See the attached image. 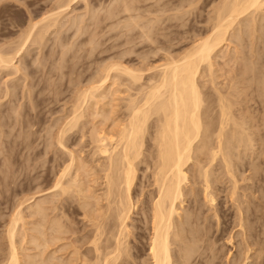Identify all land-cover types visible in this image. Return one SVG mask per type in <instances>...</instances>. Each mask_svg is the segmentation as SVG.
<instances>
[{
	"label": "bare ground",
	"instance_id": "bare-ground-1",
	"mask_svg": "<svg viewBox=\"0 0 264 264\" xmlns=\"http://www.w3.org/2000/svg\"><path fill=\"white\" fill-rule=\"evenodd\" d=\"M74 1H76V0H74ZM83 1L86 2L87 0H83ZM166 1L167 0H165V3H166ZM68 2L71 3L73 1L70 0ZM119 2H121L123 5V7H122V5L120 6L121 9L123 8V10H124L123 13H125V11H127V12L130 11L129 13H131V11H133L131 8H134L136 6V4L134 3L135 6L131 7V5H130L131 3L129 4V2H131V1L126 2V1L121 0ZM133 2H135V1L133 0ZM200 2H201V0H200ZM192 3H194V2H192ZM62 5H60L61 7L58 6V8L51 10V13H48V15L46 14L45 18H43L41 20V22L29 25V26H31V28L30 27L29 28L31 29L30 31L32 33H30V31H28V33H30V34L25 33L26 35H29V36H26V39L28 38L27 41L29 39H31V35L34 37L33 32L37 31L36 28H38V26L40 28V25H42V24L44 25V23H46L47 21L48 22H52V21L55 22L57 19L62 18V15L65 14L64 9L62 10ZM85 5H87V3ZM188 5H189V3H188ZM216 5H218V6L213 7L214 8V15H211V17L209 19L211 22V25H210L211 28L210 29L208 28L210 30L209 33L207 32L208 35L205 37L202 36L203 38L200 37L201 39H199V36H198L199 40H196L195 42L193 41L194 45L191 46V48L188 51H185V53L180 54V56H178V57L177 56L171 57L170 55H172V54L166 53L167 51H165L166 56H167V54H170V55L167 56V58L165 57L164 63L162 62L163 64H161V65L159 64V66L154 67L158 71V73H157V75H154V79L152 78L154 81L150 79L151 82H153V83L149 84L148 86L147 85L139 86V89L137 88L138 91H136L137 89L135 90L136 91L135 93H137L136 97H135V95H134V97L130 96V100L128 101L129 105H127V108H128L127 116L124 115L126 120L124 119L125 122L124 121L122 122L124 124H122L120 122L121 124H119V125H122V127L121 126H120L121 128L118 127V129L120 128L118 130V132H116L117 131L116 130L115 131L116 133L113 132L114 135H112L111 134L112 132L105 133V132L112 130V129H109L107 131L105 130V132H103L104 129H102V131L96 129L98 127H96L94 129V126L96 124L95 119L97 120V118H95L96 117L95 115H97V117L99 116V118H101V116L104 118L106 117L105 119H107L108 116L110 119V117L112 115V114H110V115L106 116L107 111L105 113L104 112L105 109L102 113L103 109L101 110V108H104V106L103 107L100 106L99 109L101 111L98 110L99 113L94 111V113L96 112L98 114H95L94 118L91 117L94 119L93 123H95V124L91 125L94 130L93 129L90 130L92 132L89 131L91 133V134H89L90 140L87 139V141H90V144H89L90 148H92V146H93V148H92L93 149V156L96 158L97 155H99L101 158L99 157L98 159L100 161H102V160L104 161V162H101V164H99L100 161L97 160L99 167H95L96 169H98V168L100 169L101 175L103 174V176L101 178L98 177V179L103 180V183L102 182L101 183H102V187L104 186L103 187L104 194L101 192L102 193L101 195H98V196L94 195L95 193L93 194V192L91 190H89L90 186L87 185V187L85 186V188L82 187L83 186L82 182H81V184H82L81 187H79L80 185L77 186V183L79 184V181H78L79 175H78L77 171L74 172L76 175L74 178H72V179L70 178L71 180H69L67 182H63V180H65V178H68L67 176L70 174V172L73 169H75V168L72 169L73 165L76 164L75 163L76 161L74 158L70 157L72 159L71 160L72 163H70V164L68 163L69 166H66V167L64 166L65 168L63 169L62 172H60L61 175H59V178L57 177L58 179L55 181V185L52 188L57 189V190L59 189V191L62 192V194H63V199H64L65 195H66V197L69 195L68 196L69 199H65L67 204L69 203L68 200H70V194L71 193L78 194L79 197L81 195V198H79V197H77V198H79V200L82 199L83 217L88 221V224L86 225V227L84 229L85 234L83 236V238H84L83 241H85L84 244L88 245V248L86 249L85 253H83L81 251L83 254L81 252H79V249L77 247L74 248L78 255H81V256L83 255V257L78 256L77 260L75 259L76 261L74 260V262H76L77 264H260L258 260H260V256L262 255L261 254V245L262 244L259 242V240L256 239L257 235L256 236L254 235V233L256 234V232L253 233V227L250 226V227H248V229L246 228L244 221L247 220L246 217L248 215L245 217V213H243L244 212L243 210H242L243 212H240V213L237 210L238 214H239L238 226H239V229L241 230L240 235H241L243 240H242V242L239 241V242L233 243V240L235 239L236 235H232V233L229 232L228 221L222 220L223 223H220L219 221H218L219 223H217V224L211 223L209 216L205 217V211H204L205 204L204 203L206 202V204L208 203L207 205H210V207L212 206L214 213L216 215V213H217L216 209L217 208H216L215 203L217 202L216 201V197H217L216 192L217 191H216L215 185L218 184V187H219L218 191L219 192H222L224 189H222V187H221L222 186L221 185L222 179L215 177L216 178V180H215V178L212 177V175H213V173H215V175L220 173V172H218L221 169L220 166H222V169H224L223 170L224 174L226 173L228 176H230V178H229L230 182L232 179V182L234 183V188H233L232 192H229V193H232L230 195L231 197H229V198H231L230 200L233 201V199H234L233 197L236 196V193H237L236 188L239 187V185H237L238 184L237 179L235 178V176H236V174H234L235 171H233L234 165L236 166V164H234L235 162L233 161V155L236 152H238V151H236L234 153L235 146L237 145L238 147H242V149H244L245 147L248 150L251 149V146H253V140H254V139H252L254 137V135L252 137L251 130L256 129V131L258 130V132H259L261 129H264V119H263L264 118L263 117L264 116V67L262 68L261 64H260L261 68H259L256 71H255V69H253L255 67V65H257L259 63L260 57H262V56L260 54H257L258 52L256 51L257 55L252 56L253 59L254 60L256 59V60L255 61L252 60L251 62L248 60L249 62L247 63L246 62L247 57H244V55L242 56L243 58L240 57L241 56L240 50H238L237 47L236 48L234 47L235 49L233 51H235V53L234 52L233 53L235 55L233 54V57L232 56L228 57L229 59L231 57L232 58L229 61H226L224 66L231 67L230 62L238 65L237 61L239 59H241L242 62L243 61L244 62L239 63V66L236 68L237 69L236 71L231 70L232 68H230V71H228L224 67L227 70V72H225L226 73L225 75H227L228 73L233 74V75L231 74L232 75V77L230 78L231 80H228L229 83H230V81H233V83H231L229 86V91L226 92L225 89H228L226 87L224 89L225 90L224 92H226V93L222 92L221 87H220V89L218 88L217 82H219V81H217L218 75H216L218 72V70L216 68V65L218 62L216 60H217L218 56L223 52L224 48H226L227 51H230V44L233 42L234 39H236V40L238 39V41L241 43L244 40V37L246 39V36H255V34L257 35V33L259 34V32H262L264 34V26L261 27V25H262L261 24L259 27V25H258L261 20H264V0H223L220 4L218 3ZM67 6H70V5L68 4V5H66V7L64 5V7L66 9L70 8ZM114 7L115 8L111 9L112 11L110 12V15H108V16H111V18L117 17V15H118L117 12L119 10L116 11V13L113 12L116 10V8L118 6H114ZM176 8H178V7H176ZM138 10H139V8H138ZM135 11H137V10H135ZM164 11H163V13H164ZM129 13H127V14H129ZM133 13H136V12H133ZM140 13H139V16H140ZM157 13L159 14V11ZM86 14H88V13H86ZM94 14H96V12H94ZM114 14L115 15L117 14V15L115 16ZM131 15L133 16L132 13L130 14V16ZM164 15H166V14H164ZM175 16H177V15H175ZM187 16H185V17H187ZM189 16H191V15H189ZM130 18L131 17H129V19ZM113 19H115V18H113ZM140 19H141V17H140ZM182 19H184V18H182ZM59 22H61V21H59ZM59 22L57 21L56 23H59ZM94 22H96V21H94ZM146 22H148V20ZM161 22L163 23V21H161ZM97 23H95V24H97ZM155 23H156V21H155ZM52 24H54V23H52ZM124 24H126V22ZM138 24H136V22H135L133 25H138ZM119 25H121V24H119ZM150 25L151 26L154 25V24L152 25V21H151ZM46 26L47 25H44L43 27H41V28H43V31H41L42 29L41 30L38 29V32L37 33L35 32V34H37V39H36V37H34L33 39H35L36 41L39 40V41H37V43L39 42V44L40 43L43 44L42 42L45 41L44 40V38H46L45 33H46L47 29L49 28V26H51V25H48L47 26L48 28H46ZM54 26H57V25H54ZM54 26H51V27H54ZM96 26H99V25H96ZM126 26H127V24H126ZM143 27H145V23H144ZM163 27H164V25H163ZM163 27H162V30H163ZM174 27H176V26H174ZM138 28H140V27H138ZM45 29H46V31H45ZM149 29H151V28H149ZM166 29H167V31H169L168 29H170V28H166ZM157 30H159V29H157ZM152 31L155 32V30H152ZM163 31H166V30L164 29ZM48 33H49V31H48ZM147 33L151 34L150 32H147ZM164 34L169 35L170 33L169 34L164 33ZM148 36H150V35L146 36V34H145V37H146L145 39L149 38ZM159 37L154 40L155 42L157 41L156 43L152 42L153 41L152 38H149L147 41H149L151 39L152 41H150V42L158 44V40H160ZM255 38H256V36H255ZM145 39H144V41H145ZM163 39H164V36H163ZM163 39H162V42H164ZM169 39L170 38H168L166 40L171 43L172 40L171 39L169 40ZM128 40H130V39H128ZM257 40H259V39H257ZM27 41L24 42V40H23V43H27ZM96 41H94V42H96ZM167 41H165V42H167ZM174 41H175V39H174ZM238 41H236V42H238ZM159 42H161V40ZM169 42H167V44H165L164 47H166ZM240 43H236L237 45H235V46H240V47L242 46V49H243L244 44L242 45V43L241 44ZM244 43H246V41ZM256 43H258V42H256ZM33 44H35V41ZM160 44H163V43H160ZM252 44L253 43H251V45ZM151 45H154V44H151ZM172 45L173 44H171V46ZM251 45H250V48L252 49ZM22 46L24 47L25 44L21 45L20 47H22ZM26 46H27V44H26ZM255 46L257 47V45H255ZM255 46H254V48H255ZM156 47L157 46H155V47L152 46L151 48L156 49ZM167 47H166V49H167ZM162 48L163 47L160 45L159 48H157V50H160ZM169 48H170V46H169ZM19 49H20V51H23L25 48H23V49L19 48ZM162 50H165V48ZM20 51H17V55H18V52H20ZM2 52L0 51V68L3 67V68H5V70H6V67L9 68V66L15 68L14 60L16 59V57H14V56H11V57L8 56L7 57V55L6 56L3 55ZM149 52H151V51H149ZM158 52H160V51H158ZM158 52H156V53H158ZM168 52H169V49H168ZM160 54H162V53H160ZM13 55L17 56L16 53ZM225 55H228V54L225 53ZM225 55L222 58H225ZM262 58H264V57H262ZM250 59H252V58H250ZM221 67L218 66V68H220V70H222V71L225 70L224 68H221ZM105 69H106L105 70L106 73L102 72V73H105V76L104 77L101 76L102 78H99L100 80L99 79L97 80V82L99 81L98 83L92 82L93 84L96 83L97 85L95 84L92 86L89 84L92 87L89 86V89H87L83 92L80 91L81 94L79 95L80 97L78 98L79 104H78V106L74 107L73 114L71 113L73 116L71 115L72 117H69V120L71 118L70 122L67 120L69 123L68 126L70 125V128L73 127L74 125L76 126L77 123L79 124V122H80L79 120H81V119H83V117L87 116V114H86L87 110H89V112H90V110L93 109V106H95V110H96V107L98 104L93 105L92 108L90 109V106L92 104H95L94 102L92 103L93 100L97 99V101H98V99L100 97L101 98H108L107 95H108V93H111V88H112L113 84H115V82L112 78L114 74L112 75L111 72L114 71L113 73L116 74V71H117V73H119V75H122V74H123V76L126 75L128 78V82H130L129 81V79H130L134 84H138V83L141 84V82L143 81L142 79H143L144 73L143 72L141 73V71H138L135 69L133 70L132 68L130 69V68H127L125 66L120 68V66H118V64L117 65L112 64L111 66L109 65V67L105 68ZM140 70H142V69H140ZM148 70L150 71V69H148ZM143 71H144V69H143ZM151 71H152V69H151ZM139 72L141 73V75L139 74ZM116 75L118 76V78L120 77L118 74H116ZM222 76H224V75H222ZM224 78H225V76H224ZM199 79L205 80L204 85H200ZM110 80L113 83H109ZM234 81H237V83H234ZM207 84H210V86H212L216 95L211 93V91H213V90L210 86H209V88H211L210 91L203 90L204 87H206V88L208 87ZM120 85L121 84H119V86ZM219 85L221 86V84H219ZM224 85H226V84H224ZM238 85H239V87H238ZM114 86H116V85H114ZM222 89H223V87H222ZM237 89L239 92L234 93ZM131 90H133V89L131 88ZM113 92H112V94H113ZM255 92L258 95L256 97L257 99L256 98L254 99V93ZM8 96H9V94H8ZM131 97H133V98H131ZM101 98H100V100L102 101ZM258 99H260L259 100L260 102L256 101V103H258L260 106L262 105L263 110H262V108H260V106H259V108L257 107L255 109V106L251 105L253 103V101L258 100ZM100 100L98 102H100ZM104 101H106V99ZM100 103L103 104L102 102H100ZM258 104H256V105H258ZM104 105H106V104H104ZM112 110H114V109L112 108ZM91 113H93V112H90V114ZM110 113H112V112H110ZM93 114L91 116H93ZM260 115L261 116L263 115V116L260 117ZM83 120H85V119H83ZM111 120H113V119H111ZM101 121L97 122L98 123L97 126H99V123H101ZM107 121H109V120H107ZM107 121H103V123L107 122ZM66 124H67V122H66ZM83 125H84V123H83ZM75 126H74V129L78 130L79 129L78 126H76V127ZM116 126L113 128H116ZM83 127H85V126H83ZM99 127H102V125ZM107 127H109V126H107ZM76 128H78V129H76ZM72 129H71V133H72ZM64 130L65 131L68 130L67 134H68V132H70L69 129L65 128ZM64 130H62V131L65 132ZM84 130H85V128H84ZM63 132L59 134V135L62 134L61 136H63V137L58 135V137H61L60 140L58 138L59 141H61L62 138L65 139V137L67 135V134H64ZM86 133L88 134V132H86ZM255 133H257V132H254V134ZM64 135H65V137H64ZM85 136H83V137L88 138L87 135H85ZM257 137L259 138V136H257ZM146 140H149L148 142L151 143V144H149V146H146V142H147ZM59 141L56 140V142H58L60 145L61 143ZM65 141H63V142H65ZM66 143H64V144H66ZM87 143H89V142H86V145H87ZM64 144L63 145L61 144L62 145L61 148H64L66 146V145L64 146ZM254 144H256V143H254ZM144 147H145L146 152H148V155H145L146 152L144 150ZM86 148H88V147H86ZM238 149L240 150V148H238ZM90 153H92V152H90ZM232 153H234V154H232ZM72 154H73V152L71 153L70 156H73L75 153L73 155ZM235 155H237V154H235ZM259 155H261V154H259ZM78 157H79V155H78ZM89 158H90V156H89ZM237 158H239V156ZM240 158H241V156H240ZM260 158H261V156H260ZM91 159H93V158H91ZM84 161H82V162H84ZM238 162H239V160H238ZM242 162H244V160ZM141 163H146L147 170H149L151 173H149L150 175L148 174L149 176L147 177L148 179L146 180L148 184H146V186H144L142 191H140V189H139L141 194H139V191H138V195H139V196H137L138 200L137 199L135 200L133 197V195L135 196L134 192L136 191V189L141 188V187L137 188V186H138L137 180L139 181L137 173H138V167ZM216 163L220 165L219 166L220 169H218V165L216 167V165H215ZM88 165L90 166V163ZM82 166H83V163H82ZM82 166H79V167L82 168ZM89 166H87L86 164L84 165L85 168H87ZM74 167H75V165H74ZM91 167H92V165H91ZM91 169H90V172H91ZM262 169H263V167H262ZM84 170L86 171V169H84ZM143 170H145V169H143ZM237 170L238 169H236V171ZM250 170H252V169H250ZM95 171L96 170H94V173H95ZM252 171H255L254 172L255 174L258 173L256 167L253 168ZM80 172H82V171L79 170V173ZM86 172H85L86 176L84 174V177H88L90 175L88 170ZM142 172H144V171H142ZM216 172H218V173H216ZM254 173H252V174H254ZM73 174H70V175H73ZM81 174L83 175V173H80V175ZM87 174H88V176H87ZM192 174H193L194 180L191 179ZM94 175L97 176V174H94ZM219 175H221V174H219ZM258 175H256V176H258ZM95 176H93V178ZM222 177H223V175H222ZM144 180H145V178H144ZM144 180H142V181L144 182ZM255 181H257V180H255ZM144 184H145V182H144ZM219 184L221 186H219ZM98 185H99V183H98ZM230 185H231V183H230ZM256 186H257V184H256ZM223 188H224V186H223ZM92 189H94V188L92 187ZM145 189H147V191H145ZM187 189L188 190L190 189V193H188ZM58 194H60V193H58ZM62 194L60 196H62ZM189 194L191 195L190 198L188 197ZM78 195H76V196H78ZM141 197H143V199H140ZM187 197L189 198V200H187L188 199ZM100 198H101V200L106 202L105 205H104V203H102L103 201H100ZM238 200H239V198H238ZM240 201L243 202L242 199ZM100 203L103 205H101ZM70 204L72 205V203H70ZM235 204H237V206L239 205L238 202ZM71 205H69V207H71ZM79 205H81L80 202H79ZM240 205H242V204L240 203ZM20 206H22V205H20ZM45 206H48V205H43V204H37L36 205V207L34 208L35 209L34 211L37 212V216L38 215H41V216L46 215L48 208ZM49 206H50V203H49ZM56 206L57 205H55V208H56ZM137 206H141V207H137ZM51 207L53 209L54 206H51ZM29 208H31V207H29ZM55 208H54V210H55ZM57 209H59V208H57ZM64 209H66V207H64ZM240 209H241V207H240ZM54 210H52V211H54ZM67 210H69V208ZM67 210L66 211L64 210V212L67 213ZM250 211H252V210H250ZM50 212H51V210H50ZM55 212H56V210H55ZM22 214H23V212L20 210L18 212H16L15 215L13 214L14 215L13 219L11 220L10 224L8 225L6 233H7V238L9 239V252H8L9 254H7L8 255L7 258L4 261H2L3 263L1 262V264H21V261H22L21 258H23V257H22V253H20L21 247L19 250V248L17 246V242H18L17 240H18L20 233L24 234V233L19 231V229H20L19 224L23 223V221H24ZM47 215H48V213H47ZM226 215L224 216V219L227 218ZM61 216H62V213L59 217H61ZM49 217L46 218L47 222H48ZM52 217H53V215H52ZM217 217H219V214L217 215ZM43 218H41V219H43ZM56 219H57V217H56ZM58 219H59V221L51 222L50 226H47L45 228L49 231L53 230L54 231L53 233L49 232L50 233V235H49V233H47V230L39 232L40 235L39 234L38 235L40 238H36L37 240H39V242L37 241L38 244H37L36 248L37 247H42V249L46 248L49 245L50 241H51V244L52 243L55 244V241H60V240L63 241V237L66 236L64 234H66V233L68 234V231H71L72 234L75 233V230H73L69 225H67L63 221H61L62 218L61 219L58 218ZM65 219H67V218H65ZM219 219H220V217H219ZM35 221H36V219H35ZM40 222H41V220L39 221V223ZM45 222H43V223H45ZM41 225H42V227L46 226V225L43 226V224H41ZM38 228L39 227H37L36 229L38 230ZM37 230H36V232H37ZM79 231L77 230V232H79ZM51 234H53V235H51ZM31 235H29V236H31ZM38 235H37V237H38ZM61 235H64V236L62 237ZM29 236L26 235V237H28V238H29ZM254 236H255V238H254ZM23 237H25V236H23ZM33 237H34V234H33ZM257 238H259V237L257 236ZM23 239H26V238H23ZM32 239L33 238L31 237V240ZM69 239H71V238H69ZM250 239H252V240H250ZM28 240L31 241L30 239H28ZM64 240H68L67 237H64ZM75 240H77V239H75ZM70 241L72 242V240H70ZM25 242H26V240H25ZM35 242H33V243H35ZM66 242L68 243V241H66ZM76 242H78V241H76ZM33 243H32V245H33ZM71 244L78 245L75 242H73ZM71 244H69V245H71ZM34 245H36V244H34ZM50 245H49V247H51ZM229 245H232V249L229 248ZM54 246L55 245H53V247ZM67 247H69V246H67ZM67 247H65V248H67ZM253 247H256L257 249L254 251V254H252L253 255V257H252L251 253H253L252 252ZM234 248L236 250L234 253H232L231 251ZM58 249H57V251H59ZM24 250H26V249H24ZM39 251H40V248H39ZM54 253H56V252H54ZM30 256H32V255H30ZM54 256L55 255H53V257ZM41 257H42V254H41ZM75 257H77V256H75ZM128 258H130L132 260L129 261ZM251 259H253V260L250 262L249 260H251ZM27 260H28V258H27ZM71 260H72V258H71ZM43 261L44 260H42V263H43ZM51 261H53V260H50V262ZM64 261H66V259ZM64 261H63V263H64ZM47 262H48V260H47ZM47 262H45L44 264H46ZM36 263H38V262H36ZM263 263L264 262H262V264ZM31 264H33V263H31ZM52 264H54V263H52Z\"/></svg>",
	"mask_w": 264,
	"mask_h": 264
},
{
	"label": "rangeland",
	"instance_id": "rangeland-1",
	"mask_svg": "<svg viewBox=\"0 0 264 264\" xmlns=\"http://www.w3.org/2000/svg\"><path fill=\"white\" fill-rule=\"evenodd\" d=\"M68 1H70V0H0V51L1 52L3 51L2 54L5 56L7 55V57L8 56L16 57V59L14 60L15 68L10 67V66H9V68L6 67V70L3 67L0 68V100H1L0 101V248H1L0 249V264L2 261H4L7 258V256H8L7 254H9L8 253L9 252V239L7 238V233H6L8 225L10 224L11 220L13 219V216L19 210L23 212L22 216H23V220H24L23 221L24 224L23 223L19 224V226H20L19 231L24 233V234L20 233L21 235L19 234V237L17 240L18 241L17 246H18L19 250L21 247L20 253H22V257H23V258H21V260H22L21 264H28V263L29 264H31V263L41 264L42 260H44L42 264L47 262V260H48V262L46 264H48V263L50 264L51 262L54 264H69L70 262L72 264H77L76 262H74V260L75 259L77 260L78 256L83 257V255L82 256L78 255L74 249L77 247L79 249V252L82 251L83 253H85L86 249L88 248V245H85L84 244L85 241H83L84 240L83 236L85 234L84 229H85L86 225L88 224V221L83 217L82 199L79 200V198H81V195L79 197L78 194L71 193L70 194V200H68L69 203L67 204L65 199H69V197H68L69 195L67 196L68 198L65 195L64 199H63L62 192H60L59 189L57 190V189L52 188L55 185V181L59 178V175H61L60 172H62L66 166H69V164L72 163L71 158H74L76 161L75 162L76 164H74L75 167L73 165L72 169L73 168H75V169H73V170L71 169L72 171L70 172V174H73L75 171H77V173L79 175V179H80V180L78 179L79 184L77 183V186L80 185L79 187H81V185L83 184L82 187L85 188V186L87 187V185H88V186H90L89 190H91L93 192V194L95 193L94 195L98 196V195H101L102 193L104 194V192H103L104 186L102 187L103 180L98 179V177L101 178L103 176V174L102 175L100 174L101 172H100L99 168L98 169L95 168V167H99V164H101V162H104V161L102 159H101L102 161H100L98 159L100 157L99 155H97V157H96L97 159L93 156V149H92L93 146L91 145L92 148H90V146H89L90 141H87V139L90 140L89 134H91L90 132H92L90 130L93 129V127L91 125H94L96 123L94 126V129L96 127H98L96 129L101 130V131H102V129H104L103 132H105V130L107 131L109 129H112V130L114 129L113 131L109 130V131L105 132V133L112 132L111 133L112 135H114L113 132H115L116 130H117L116 132H118V130L122 127V125H119V124H121L123 121L125 122V120H126L125 116H127V112H128L127 111L128 110L127 105H129L128 101L130 100V96L134 97V95H135V97H136L137 93H135V92L138 91L139 86H141V85H147L148 86L149 84L153 83V82H151V80H153L154 75H157V73H158V71L154 67L159 66V64L160 65L163 64L165 61V57L167 58V56H169L170 54H172V55H170L171 57L180 56V54H183V53H185V51H188L191 48V46L194 45V42L196 40H199V39L208 35V33L210 31L209 29L211 28V26H210L211 22L209 19H210L211 15H214V8L213 7L218 6L216 4H218V3L220 4L223 0H201V2H200V0H190V1L189 0H183V1L182 0H167L166 3H165V0H159V1L158 0H146V1L145 0H134L135 2H133V0H122V1H126V2L131 1V2H129V4L131 3L130 4L131 7H134L136 4V6H135L136 8L135 7L131 8L133 10V11H131V13L133 14L134 17L132 15L130 16V14H131V13H129L130 11H128V12L125 11V13H123L124 10H123V8L121 9V7H120L122 5V3L119 2L121 0H117V1L116 0H87L86 2L83 0L82 1L81 0H76V1L72 0L73 2H71V3ZM192 2H194V3H192ZM67 3L70 5V6H67V7H70L68 9L65 8L66 5H68ZM86 3H87V5H85ZM188 3H189V5H188ZM60 5H62V10L64 9L65 14H63L62 18L57 19L55 22L54 21H52V22L47 21L46 22L47 24L44 23V25H47V26L48 25H51V26L57 25V26H54V27L49 26V28L46 26V28H48V29H47V31L45 29L46 38H44L45 41H43V42L41 41L43 44H41V43L39 44V42L37 43V41H39V40L36 41L35 39H33L34 37H36V39H37V34H35V32L37 33L38 29L39 30L42 29L41 31H43V28H41L44 26L43 24L40 25V28H39V26H38V28H36L37 31L34 30L35 31V32H33L34 37L31 35V39H29L30 41L29 40L27 41L28 38L26 39V36H29V35H26L25 33H28V31L31 30L30 29L31 26H29V25L41 22V20L43 18H45L46 14L48 15V13H51V10L58 8V6L61 7ZM64 5H65V7H64ZM113 5L118 6L116 8V10L114 9L115 11H113V12L116 13V11L119 10L117 12L118 15L116 14L117 17H113L115 14L112 16L115 19L111 18V16H108V15H110V12L112 11L111 9L115 8ZM122 7H123V5H122ZM176 7H178L179 9ZM138 8H139V10H138ZM135 10H137V11H135ZM194 10L195 11L197 10V11L195 12ZM158 11H159V14L157 13ZM163 11H164V13H163ZM94 12H96V14H94ZM133 12H136V13H133ZM86 13H88V14H86ZM127 13H129V14H127ZM139 13H140V16H139ZM164 14H166V15H164ZM175 15H177V16H175ZM189 15H191V16H189ZM185 16H187V17H185ZM129 17H131V18L129 19ZM140 17H141V19H140ZM182 18H184V19H182ZM147 20H148V22H146ZM57 21L58 22L61 21V22L56 23ZM94 21H96V22H94ZM151 21H152V25L154 24L153 26L150 25ZM155 21H156V23H155ZM161 21H163V23ZM125 22H126L127 26H126V24H124ZM135 22H136V24H138V23L139 24L133 25ZM52 23H54V24H52ZM95 23H97V24H95ZM144 23H145V27H143ZM119 24H121V25H119ZM96 25H99V26H96ZM163 25H164V27H163ZM258 25H259V27H260V25H261V27H263L264 26V20H261ZM174 26H176V27H174ZM138 27H140V28H138ZM162 27H163V30L165 29L166 31H167L166 28H170V29H168L169 31L166 32V31L162 30ZM149 28H151V29H149ZM157 29H159V30H157ZM152 30H155V32ZM48 31H49V33H48ZM147 32H150L151 34H149ZM159 32L160 33L162 32L161 33L162 35ZM163 32L168 33V34L170 33V34L167 35V34H164ZM30 33H32V32L30 31ZM30 33H28V34H30ZM261 33L262 32H259V34L257 33L258 36L255 34L256 38H255V36H246V39H245V37H244L245 35H244L243 41L244 42L246 41V43H244L240 39L242 41L241 42L242 45L244 44L243 49H242V46L241 47L235 46V45H237L236 43H240V42L238 41V39L237 40L234 39L233 42L230 44V51H227V49L224 48L223 52L218 56V58L216 60L218 62L216 65L218 72L216 75H218L217 81H219V82H217L218 88L220 89V87H221L222 92H224L225 90H226V92L229 91V86L231 83H233V81H230V83L228 81V80H231L230 78L232 77L233 74L231 73L232 74L231 75L228 73L227 75H225L226 74L225 72H227V70L230 71V68H232L231 70L236 71L237 70L236 68L239 66V63L242 62V60L239 59L240 61L239 60H238L239 62L237 61L238 65L230 62L231 67L224 66L225 62L229 61L233 57V54L235 53V51H233V50L236 47L241 52L240 57H242L243 55H244V57H247V59H246L247 63L249 61L251 62L252 60L253 61L256 60V59L255 60L253 59V57H252L253 55L260 54L262 57H264V52H263L264 51V34L262 33L263 34L262 35ZM145 34H146V36L150 35L148 37L152 38L153 41L151 39L149 41H147L149 38L145 39L146 38ZM157 36L158 37L160 36L159 38H160L161 42H159L160 40H158V44H155L157 41L155 42L154 40L156 38H158ZM163 36H164V39H163ZM198 36H199V39H198ZM165 38L166 39L170 38L172 40L171 43L169 41H167ZM22 39L24 40V42L27 41V43H23ZM128 39H130V40H128ZM144 39H145V41H144ZM162 39L164 42H162ZM174 39H175V41H174ZM257 39H259V40H257ZM34 41H35V44H33ZM94 41H96V42H94ZM150 41L155 42V43H152ZM165 41L170 43V44L168 43V45H167L168 47L166 46L167 49H166V47H164L165 44H167V42H165ZM236 41H238V42H236ZM256 42H258V43H256ZM150 43L154 44V45H151ZM160 43H163L164 45L160 44ZM251 43H253V44L251 45ZM24 44H25V46L27 44V46L26 47L25 46L20 47L21 45H24ZM171 44H173V45L171 46ZM160 45L163 47L162 49L165 48V50H162V49L157 50V48H159ZM250 45H251L252 49L250 48ZM255 45H257V47ZM152 46H154V47L157 46V47H156V49H154V48L152 49L151 48ZM169 46L171 49L169 48ZM254 46H255V48H254ZM19 48H22V49L25 48L23 50L24 52L20 51ZM168 49H169V52H168ZM17 51H20V52H18V55H17ZM149 51H151V52H149ZM155 51L156 52L160 51V52H158L159 53L158 54ZM165 51H167L166 53H170V54H167V56H166ZM15 53L18 57L13 55ZM160 53H162V54H160ZM225 53H227L228 55H225ZM224 55H225V58H222ZM230 56H232V57L229 59L228 57H230ZM262 57H260L259 63L257 65H255V67L253 66L254 67L253 69H255V71L261 67L262 68L264 67V58H262ZM250 58H252V59H250ZM112 64L113 65L118 64V66H120V68L125 66V67L130 68V69L132 68L133 70L135 69V70L141 71V73L143 72L144 73V76L142 79L143 81L141 82V84H139V83L134 84L130 79H129L130 82H128V78L126 75H124L125 76L124 77L123 74L119 75V73H117V71H116V74H118L120 76L118 78V76L115 73H113L114 71L111 72L112 75L114 74L112 78H113L115 84H113V86L111 88V93H108V95H107V97L109 99L100 97L102 99V101L100 100V98L98 99V101L100 100V102H102L103 104L98 102L96 99V100L92 101V103L94 102L95 104H92L90 106V109H91L93 105L98 104L96 107V110H95V106H93V109H92L93 111L90 110V112L94 113V111H96L99 113V111H101L103 109L102 110V113H103V111L105 109L104 112L106 113V111H107L106 116L112 114L110 119H109V116L107 117V119H105L106 117L104 118L101 116V118L103 119L102 120L101 118H99V116L97 117V115H95L98 113L95 112L94 114L93 113L90 114L89 110H87V113L86 112L85 113L87 114L88 117L87 116L83 117V119H85V120H83V119L79 120L80 121L79 124L82 127L77 123L76 126H78L79 129L78 128H76V129H78V130L74 129L75 125L70 128V125L68 126V124H69L68 121L70 122L71 118L69 120V117L73 116L72 114H73L74 107L78 106V104H79V101H78V98L80 97L79 95L81 94V92L89 89L90 85L93 86L96 83H98L99 81L97 82V80L99 78H102L105 76V73H106L105 68H108L109 65L111 66ZM260 64H261V67H260ZM218 66L219 67L222 66L221 68L225 67L227 70L224 68L225 70L222 71V70H220V68H218ZM18 68L19 69L21 68V69L19 70ZM140 69H142V70H140ZM143 69H144V71H143ZM148 69H150V71ZM151 69H152V71H151ZM102 72H105V73H102ZM141 73L139 72L140 75H141ZM222 75H224L225 78ZM92 82L93 83L96 82V83L93 84ZM109 83H113V82H111V80H110ZM199 83H200V85H204L205 80L199 79ZM234 83H237V81H234ZM119 84H121V85L119 86ZM219 84H221V86ZM224 84H226V85H224ZM114 85H116V86H114ZM207 85H208V87L207 88L204 87L205 89L203 88V90L210 91L212 86H210V84H207ZM92 86H90V87H92ZM209 86L211 88H209ZM222 87H223V89H222ZM225 87L228 89H225ZM238 87H239V85H238ZM131 88L133 90H131ZM212 90H213V88H212ZM112 92H113V94H112ZM226 92H224V93H226ZM238 92L239 91L237 89L234 93H238ZM211 93L215 94L214 90L211 91ZM8 94H9V96H8ZM257 96L258 95L255 92L254 93V99ZM133 97H131V98H133ZM103 99L104 100L106 99V101H104ZM259 100L260 99L255 100L251 104V105L255 106V109L257 107L259 108V106H260L258 103H256V101H259ZM104 104H106V105H104ZM256 104H258V105H256ZM100 106L101 107L104 106V108H101V110H100L99 109ZM112 108L114 110H112ZM260 108H262V105L260 106ZM262 110H263V108H262ZM110 112H112V113H110ZM92 114H93V116H91ZM262 116L260 115V117H262ZM91 117L97 118V120L95 119V123H93L94 119ZM111 119H113V120H111ZM107 120H109V121H107ZM100 121H101V123H99V126L102 125L103 128L97 126L98 125L97 122H100ZM103 121H107V122L103 123ZM66 122H67V124H66ZM83 123H84V125H83ZM122 124H124V123H122ZM83 126H85V127H83ZM107 126H109V127H107ZM115 126H116V128H113ZM118 127H120V128L118 129ZM65 128L70 130V132H68V134H67L68 130L65 131L64 130ZM84 128H85V130H84ZM71 129H72V133H71ZM62 130H64L66 133L63 132ZM62 132L64 134H67V135H66V137L64 135L65 139L62 138L63 140L61 139V141H62L61 142L59 140L63 136H61L62 134L61 135H59V134ZM86 132H88V134ZM254 132H257V133L254 134ZM84 134L87 135L88 138H84L83 137V136H85ZM251 134H252V137L254 135V137L252 138V139H254L253 140V146L254 147L251 146V149H249L250 150L249 151L246 147L245 148L243 147L244 149H242V147H238L236 145L235 149H234V153L236 151H238L235 153L237 155L232 153V154H234L233 155V161L235 162V163L234 162L233 163L236 164V166L234 165V169L235 168L238 169L237 171H236V169L235 170L233 169V171H235L234 174H236L235 178L237 179V183H238L237 185H239V187H240V188L239 187L236 188L237 193H236V196L233 197L234 198L233 201H231L230 200L231 198H229V197H231L230 195L232 194L229 192H232V190L234 188V183L232 182V179L230 182V179H229L230 176H228L226 173L224 174V171H223L224 169H222V166H220L219 164L216 163L215 164L216 167L218 165V169L221 168L222 170L220 169L218 171L220 173L216 172V173H218L217 175H215V173H213L212 177L222 179V184H221L222 186L220 184H219V186H221L222 189H224L223 190L224 192L223 191L219 192L218 191V188H219L218 184L215 185V188L217 191L216 192V195H217L216 201L217 202L215 203L216 208H217L216 209L217 213L215 215L212 206L210 207V205H207L208 203L206 204V202L204 203L205 204L204 211H205V217L209 216V219H210L211 223H213V224H217L219 222L223 223L222 220L228 221L229 232H231L232 235H236L235 239L233 240V243L239 242V241L242 242V240H243L241 235H240L241 230L239 229V226H238V224H239L238 211H239V213L244 211L243 213H245V217L247 215L249 216V217L247 216L248 217V218L246 217L247 220L244 221L246 228L248 229V227L252 226L253 227V233L256 232V234L254 233V235L255 236L257 235L259 237V238H257V236H256V239L259 240V242L262 244L261 245V254L262 255L260 254L262 257L260 256V260L262 262H264V245H263L264 244L263 243L264 242V155H263L264 154L263 153L264 152V143H263L264 142V135H263L264 129H261L259 132H258V130L256 131V129H253V130H251ZM58 135L61 137H58ZM257 136H259V138ZM58 138H59V140H58ZM56 140L59 141L62 145L67 142L66 144H64V146L66 145L64 147L65 149L61 148L62 145L60 144L61 145L60 146L59 143L56 142ZM63 141H65V142H63ZM146 141L148 142L149 140H146ZM86 142H89V143H87V145H86ZM147 142H146V146H149V144H151V143L150 142L147 143ZM254 143H256V144H254ZM86 147H88V148H86ZM145 147H144V150H145ZM237 147L240 148V150ZM72 152H73V154L74 153L75 154L74 155L72 154L73 156H70ZM90 152H92V153H90ZM145 152H146V150H145ZM146 153H145V155H148V152H146ZM87 154L90 156V158ZM259 154H261V155H259ZM78 155H79V157H78ZM238 156H239V158H237ZM240 156H241V158H240ZM260 156H261V158H260ZM91 158H93V159H91ZM237 159L239 160V162ZM97 160L100 161L99 164L97 163L98 162ZM243 160H244V162H242ZM82 161H84V162H82ZM82 163H83V166H82ZM89 163H90V166L88 165ZM85 164L87 166H89L90 168L89 167L85 168L86 167V166L84 167ZM91 165H92V167H91ZM79 166H82V168ZM146 166H147L146 163H141L138 167L137 175H138L139 181L137 180V182H138L137 188L138 187H141V188L136 189V191L134 192L135 196L133 195V197L135 200L138 198L137 196H139L138 195L139 189H140V191H142L144 186H146V184H148L146 180L148 179L147 177L150 175L149 173H151V172L149 170H147ZM219 166H220V168H219ZM252 167L253 168L256 167L258 173L255 174L254 173L255 171H252L253 170ZM262 167H263V169H262ZM84 169H86V171L87 170L89 171L90 175L88 176V174H87V176L89 178L84 177V174L86 176V173H87ZM90 169H91V172H90ZM143 169H145V170H143ZM250 169H252V170H250ZM79 170L82 171L80 173H83V175L82 174L80 175ZM94 170H96L95 173H94ZM142 171H144V172H142ZM250 173L251 174L254 173V174L251 175ZM70 174L67 176L68 178H65V180H63V182H67L76 176L75 173L73 175H70ZM94 174H97V176H95ZM219 174H221V175H219ZM222 175L224 178L222 177ZM256 175H258V176H256ZM93 176H95V177L93 178ZM144 178H145V180H144ZM216 178H215V180H216ZM141 179L144 180L145 184ZM191 179L194 180L193 174L191 175ZM255 180H257V181H255ZM81 182H82V184H81ZM97 182L99 183V185ZM230 183H231V185H230ZM256 184H257V186H256ZM223 186H224V188H223ZM92 187L94 189H92ZM140 191H139V194H141ZM145 191H147V189H145ZM187 191H188V193H190V189L189 190L187 189ZM58 193H60V194H58ZM61 194H62V196H60ZM76 195H78V196H76ZM77 197H79V198H77ZM188 197L190 198L191 195L189 194ZM237 197L239 198V200ZM189 198L187 200H189ZM140 199H143V197H141ZM241 199L243 200V202L240 201ZM100 201H103V200H101V198H100ZM79 202L81 203V205H79ZM234 202L235 203L238 202L239 207ZM36 203L48 205V206H45L48 208V211H47L48 215L46 213L45 216H41V215L37 216V212L34 211L35 210L34 208L37 205ZM49 203H50V206H49ZM70 203H72V205ZM102 203H104V205L106 204L105 201H103ZM240 203L242 205H240ZM54 204L57 205L56 208H55ZM20 205H22L23 207ZM69 205H71V207H69ZM101 205H103V204H101ZM51 206H54L53 209ZM29 207H31V208H29ZM64 207H66V209H64ZM137 207H141V206H137ZM240 207H241V209H240ZM54 208H55L56 212H55ZM57 208H59V209H57ZM68 208H69V210H67ZM50 210H51V212H50ZM52 210H54V211H52ZM64 210L65 211L67 210V213L64 212ZM250 210H252V211H250ZM61 213H62V216L59 217L61 215ZM218 214H219L220 219H219V217H217ZM52 215H53V217H52ZM225 215L227 216L228 219L227 218L224 219ZM46 216L51 217V218L49 217L50 220L48 219V222L46 220V218H47ZM56 217H57V219H56ZM64 217L67 219H65ZM41 218H43L44 220ZM58 218H60V219L62 218L61 221H63L64 223L69 225L73 230H75V233L72 234L71 231H68V234L67 233L64 234L66 236L61 235L62 237L63 236L67 237L68 240H64V237H63V241H61V240L55 241V244L54 243L51 244V241H50L49 245L51 244L50 245L51 247H49V245H48L46 248H43V249H42V247L36 248V246L39 242V240H37L36 238H40L39 232L40 231L41 232L46 231L47 229H45V228L47 226H50L51 222L59 221ZM35 219H36V221H35ZM40 220L42 223L41 222L39 223ZM43 222H45V223H43ZM249 222L250 223L252 222V223L250 224ZM41 224H43V226L44 225H46V226L42 227ZM37 227H39L40 229L38 228V230H37L36 229ZM36 230H37V232H36ZM77 230L78 231L80 230V231L77 232ZM49 232L53 233L54 231L53 230H50V231L47 230V233H49ZM50 233H49V235H50ZM33 234H34V237H33ZM26 235H28V236L31 235V236H29V238H28V237H26ZM37 235H38V237H37ZM51 235H53V234H51ZM23 236H25V237H23ZM255 236H254V238H255ZM31 237L34 240L33 239L31 240ZM23 238H26V239H23ZM69 238H71V239H69ZM28 239H30L31 241H29ZM75 239H77V240H75ZM252 239H250V240H252ZM25 240H26V242H25ZM70 240H72V242ZM32 241L33 242L36 241V242L33 243ZM66 241H68V243ZM76 241H78V242H76ZM70 242L71 243L75 242L79 246L71 244ZM32 243H33V245H32ZM34 244H36V245H34ZM69 244H71V245H69ZM53 245H55V246L53 247ZM66 245L69 246L70 248L67 247ZM65 247H67V248H65ZM39 248H40V251H39ZM229 248L232 249V245H229ZM24 249H26V250H24ZM57 249L59 251H57ZM256 249H257L256 247H253V251H252L253 253H251L252 257H253L252 254H254V251ZM235 250L236 249L234 248L231 252L234 253ZM53 251L56 252L57 254L54 253ZM41 254H42V257H41ZM30 255H32V256H30ZM53 255H55V256L53 257ZM75 256H77V257H75ZM27 258H28V260H27ZM71 258H72V260H71ZM65 259H66V261H64ZM50 260H53V261L50 262ZM128 260L131 261L132 259L128 258ZM252 260L253 259H251L249 261L251 262ZM260 260H258V261L260 264H262V262ZM63 261H64V263H63ZM36 262H38V263H36Z\"/></svg>",
	"mask_w": 264,
	"mask_h": 264
}]
</instances>
